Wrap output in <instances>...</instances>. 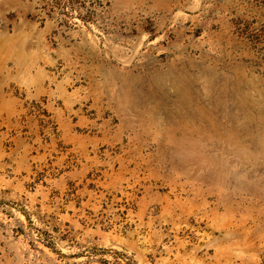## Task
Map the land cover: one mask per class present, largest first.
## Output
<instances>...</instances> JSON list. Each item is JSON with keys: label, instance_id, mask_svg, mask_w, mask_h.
Segmentation results:
<instances>
[{"label": "rangeland", "instance_id": "rangeland-1", "mask_svg": "<svg viewBox=\"0 0 264 264\" xmlns=\"http://www.w3.org/2000/svg\"><path fill=\"white\" fill-rule=\"evenodd\" d=\"M0 264H264V0H0Z\"/></svg>", "mask_w": 264, "mask_h": 264}]
</instances>
